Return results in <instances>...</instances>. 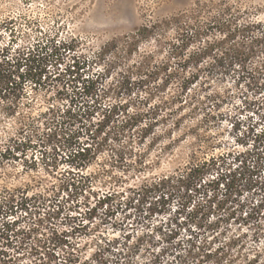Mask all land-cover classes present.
Here are the masks:
<instances>
[{"label":"trees","instance_id":"trees-1","mask_svg":"<svg viewBox=\"0 0 264 264\" xmlns=\"http://www.w3.org/2000/svg\"><path fill=\"white\" fill-rule=\"evenodd\" d=\"M232 11L229 3L193 0L189 10L148 21L89 56L77 53L79 41L72 37L51 35L18 46L10 31L8 43L0 47V112L15 123V132L0 143V168L20 156L26 166L36 167L26 155L38 144L34 134L40 146L53 143L52 151L39 149L44 168L56 164L61 147L66 148L61 160L71 168L60 172L59 188L45 185L31 194L34 185L0 188V264H20L25 254L56 261L54 248H43L39 240L28 243L34 229L17 226L23 211L39 214L43 204L51 208L50 216L59 215L63 205L54 204L57 193L64 188L71 198L90 190L93 176L86 170L98 160H103L101 173L126 164L139 172L153 162L147 159L153 146L163 143L168 149L188 134L198 147L182 167L142 179L125 196L112 190L94 205L85 202L81 216L87 222L56 234L59 244L70 247L60 264H264V114L257 128L247 127L242 134L240 150L212 156L198 150L209 142L211 125L223 117L226 96L217 87L220 78L237 72L232 77L245 91L264 92V55L258 65L249 64L264 53V14L252 18L240 7L239 17ZM236 34L239 41L231 42ZM144 43L149 47L142 48ZM66 58V82L59 90L65 105L50 104L42 123L48 129L28 133L33 116L26 85L41 86L49 64ZM134 90L144 95L134 102L121 98ZM99 208L101 221L114 217L110 225L119 236H106L100 223H93ZM235 213L245 228L229 233L224 224ZM77 232L90 235V259L77 242H68Z\"/></svg>","mask_w":264,"mask_h":264},{"label":"rangeland","instance_id":"rangeland-1","mask_svg":"<svg viewBox=\"0 0 264 264\" xmlns=\"http://www.w3.org/2000/svg\"><path fill=\"white\" fill-rule=\"evenodd\" d=\"M192 2L193 0H0V47L8 43L11 37L10 31L14 32L15 44L18 46L33 43L38 38L44 39L46 36L57 35L56 39L59 40L75 38L79 41L77 53L89 56L110 39L129 33L148 21L189 10L192 7ZM219 3L231 4L233 6L231 13L238 14L239 17L240 7L252 18H262L264 14V0H215V6ZM215 11V7H213L211 15ZM239 36L236 34L231 42L238 39ZM141 47L148 48L149 45L144 43L141 44ZM262 55L264 53L253 56L249 60V64L251 66L258 65ZM67 61L66 58L65 61H53L52 64H49L45 73L46 78L41 86L35 88L31 83L26 85L27 98L32 100L30 112L33 116V125L31 124L29 127L28 133L34 134L33 131L37 130L40 134L43 129H48L44 128L45 125L42 123H45L47 115L44 112L50 104L65 105L66 100H61L62 95L59 90L66 82L63 74ZM235 73L231 77L227 75L228 79L220 78L218 80L217 87L226 96L220 109L223 117H221V121L211 125L208 131L209 142L198 149L201 151L200 155L207 153L208 156H212L227 151L240 150L243 148L240 145V140L247 127L255 126L257 128L262 123L260 119L264 114V99H262L264 92L256 95L252 90L245 91L243 86L234 80L236 78L232 77ZM139 93L144 95L143 90L138 94L134 90L130 95L127 93L121 95V98L124 97L134 102L138 99ZM261 101L263 104L260 103ZM14 132L15 123L11 119L2 118L0 112L1 145H4L5 139H8L7 136ZM188 135L185 139L184 135L181 136L180 141H176L168 149L163 148V143L153 146L147 158L153 162L139 172L126 164L121 167L108 166V169L101 173L98 169L101 168L103 160H98L86 170L93 176L90 190L86 188L83 192L78 191V193L72 194L71 198H68V192L64 188L57 193V200L54 201V204L60 202L63 205V210L59 215L50 216L51 208L43 204L39 206V214L31 215L29 211L25 214L23 211L17 226L34 229L30 237H27L28 243L39 240L38 242L43 248H54L57 256L56 261L52 260L47 263L34 260L36 255L25 254L20 255L18 262L20 264H60V258L66 254L65 251L70 247L66 248L59 244L56 234L69 229L72 223L87 222L86 219L82 221L83 217L81 216L85 209V202L87 201V206L94 205L98 196L112 190L122 191L125 196L128 193V188L139 184L142 179L168 174L182 167L189 159L192 150L198 147L195 136ZM33 140L38 141V144L27 149L26 155L36 160V167L26 166L22 160L23 156L18 157L15 161H4L0 168V188L34 185L29 189V194L42 190L45 185L49 188L52 185L59 188L60 172L71 168L67 162L61 160V152H66V148H60L56 164L46 169L41 153L44 149L52 151L53 143L42 142V146H40L41 140L35 134ZM39 149H42V152ZM47 163L50 165V162ZM33 178H36L37 182L32 181ZM243 198L246 199L247 196L241 195V199ZM256 198L259 199L260 196H255L254 199ZM197 199L195 197V200ZM176 205V201L171 203L173 208ZM102 210L98 209L93 223H100V230L104 235L119 236V232L113 230L110 225L114 221V217L113 220L108 221H101L98 217ZM246 210L247 208L244 209V211ZM66 214L71 217H65ZM121 214L122 212L119 211L116 216L120 217ZM8 218L11 219L12 216ZM224 225L227 226L229 233H240L245 228L238 213H235ZM91 236L93 235L91 234ZM88 239H90V235L87 233L85 235L77 232L75 236L68 237V242H77L80 247H83L82 256L90 259L94 253V247ZM248 242L250 241L248 240ZM222 264H240V260L230 263L228 260H224Z\"/></svg>","mask_w":264,"mask_h":264}]
</instances>
